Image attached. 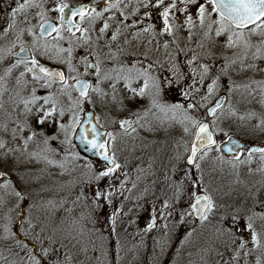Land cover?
<instances>
[{"label":"snow or ice","instance_id":"6c2138e0","mask_svg":"<svg viewBox=\"0 0 264 264\" xmlns=\"http://www.w3.org/2000/svg\"><path fill=\"white\" fill-rule=\"evenodd\" d=\"M153 8L161 9L157 17L160 27L152 22ZM32 9H35L34 16H30ZM51 12L59 14V26L51 22ZM77 17L79 22H76ZM37 18L39 33L37 25L31 23ZM10 36L14 39L9 41ZM25 36L31 37V43ZM253 37L258 39L254 41ZM0 40L7 41V46L0 47V63L9 58L14 60L0 75V109L4 108L3 96L11 92L9 99L14 109H22L20 114L24 117L21 120L19 116L7 114L15 123L10 130L12 139L22 141L24 152H28L30 143L38 142L39 150L29 152V157L63 169L69 159H81L74 143V138L78 137L85 151L104 162L100 169L90 161L83 165L88 174L77 200L82 199L88 205L89 213L73 217L68 230L60 229L62 239L55 231L46 235V226L29 221L32 238L40 245L39 254L28 251L26 258L14 264H42V261L72 264L73 257L64 241H73L72 247L79 246L87 255L89 245L96 250L93 236L97 234L102 241L101 254L106 255L103 245L106 238L97 227L101 214L106 215L108 235L117 233L120 214L130 215L133 210L125 212V203L133 200L132 192L146 178L141 175L145 172L143 168L136 169L134 178L125 170L127 163L122 164L117 156L118 133L109 131L107 123L123 135L138 134L141 129L154 131V121L159 124L178 122L184 125L185 133L189 132V126L196 129L187 157L177 154L169 160L164 180L172 195L165 196L159 208L152 205L146 227L136 232L141 242L142 233L152 232L159 219L165 235L169 221L174 226H185L188 229L185 240L196 231L195 223H214L211 240L200 249L202 264H206L205 256L212 251L221 257L218 264H239L241 253L247 256L252 252L244 232L250 235L254 248L264 249V202L256 197L259 212L255 210V203L252 208L218 203L200 163L214 148L221 153L215 133L216 121L225 114V104H228V116L237 114L227 99L217 97L212 103L222 79L227 77L223 87L229 93L242 88L249 94L259 90L264 97V80L250 77L247 82L238 84L231 75L234 70L237 74L249 69L264 71L257 63L264 60V0H169L167 3L166 0H93L90 5L77 7L64 0H54V6H49L48 0H16V6L7 13ZM17 47L19 50L14 51ZM229 50L231 55H228ZM78 52L82 54L77 57ZM41 60L62 68H51ZM18 69L22 70L10 89L9 79ZM105 84L110 91L101 86ZM40 90L45 94L37 95ZM175 90H179L183 101L170 103L168 93ZM85 104L90 108L86 109ZM97 107L102 110L115 107L130 116L119 120L105 116L102 124V117L95 114ZM260 124L264 125V119ZM0 130L8 132V123L0 124ZM57 140L59 144L53 146ZM6 147L7 142L0 139V149ZM244 147L228 137L226 151L233 154L234 160H239ZM20 150L8 149V152ZM61 153L64 154L62 159ZM7 154H4L5 159ZM256 154L264 161V146L249 148L248 160ZM217 159L223 163L224 155L219 154ZM152 167L149 163V168ZM0 179L7 180V174L0 172ZM151 183L154 187L157 181L153 179ZM10 184L7 180L4 186ZM149 190L145 187L143 193L146 195ZM16 195L23 199L21 193ZM144 198V195L136 197L133 207H139V201ZM106 209L111 211L105 212ZM257 219L261 222V231H257ZM131 223L134 221H130L129 226ZM3 230L5 239L14 236L7 224ZM116 239L119 249V233ZM16 243L22 250L27 248L22 240ZM157 243L163 250V240ZM225 252L230 253L228 259H224ZM257 264H261L259 258Z\"/></svg>","mask_w":264,"mask_h":264},{"label":"rangeland","instance_id":"374dc122","mask_svg":"<svg viewBox=\"0 0 264 264\" xmlns=\"http://www.w3.org/2000/svg\"><path fill=\"white\" fill-rule=\"evenodd\" d=\"M77 1L64 0L65 3H76ZM167 2L169 0H166ZM48 4L54 6V1L48 0ZM15 6L16 0H0V32L7 24V13ZM160 10L157 8L151 9L152 22L157 27L161 26V22L157 18ZM34 15L32 9L30 16ZM49 15L51 18H57L58 13L51 12ZM31 23L37 25L38 29L40 20L38 18L32 19ZM97 27H99V24ZM12 39H14V36L8 38L9 41ZM257 39L258 37H253L254 41ZM25 40L31 43V37L25 36ZM222 42L223 38H221ZM4 46H7V41L0 40V47ZM17 49L18 47L14 51ZM162 52L163 49H161ZM81 54L82 52L76 53L77 57ZM231 54L232 52L229 50L228 55ZM11 63H14L11 58L0 63V75H3L4 68ZM257 63L259 68L264 69V60ZM53 65L62 68L60 65L54 63ZM18 74L19 72L17 73V70H14L12 77L9 79L8 86L10 89L15 86V78ZM231 75L238 84L247 82L250 77L256 80H264V71H253L251 69L239 74L234 70ZM226 82L227 77H224L221 81L222 86L212 98V102L221 94H225L227 101L231 103L237 114L228 116V104H225V114L216 121L218 142L226 139L230 134H236L250 143H264V125L260 124L261 119H264V102H262L264 97H262L261 92L256 90L254 94H249L245 89L239 88L229 93L223 87ZM101 86L110 91L106 84ZM30 88L31 85H29ZM253 88H255V85H253ZM27 94V91L23 92V95L26 96ZM44 94L43 90L37 92V95ZM11 95V92L5 93L3 96L4 108L0 109V124L8 123L9 127L8 132L0 130V139L7 142V147L0 149V172L6 173L7 180L11 181V184L5 187L7 180L0 179V255L8 257L5 264H14V262L20 261L21 258H26L28 251H35L39 254L40 245L32 238L29 221L46 226L48 230L46 235L55 231L57 237L62 239L63 234L59 231L60 229L68 230L73 217H79L81 213L87 215L90 211L88 205L82 199L77 200V194L80 188L84 186L88 174L86 167H83V165L86 161H90L97 169L104 166L99 161L87 160L82 154H80L81 159L78 161L69 159L63 169L49 165L43 160L31 159L28 153L39 150L38 142L30 143L28 152H24L22 141L20 139L14 141L11 136L10 130L15 127V123L9 119L7 114L11 113L13 116H19L21 120L24 119L23 115L20 114L22 109H14L9 99ZM73 95H76V93H73ZM167 98L170 103L183 101L179 90L169 92ZM85 108H90V106L85 104ZM95 111L97 115L102 117L100 121L102 124L105 123V116L110 120H119L122 117L130 116V113L117 111L115 107L103 110L97 107ZM250 112L255 115L249 117ZM218 115H220L219 111ZM240 117L244 118L241 119ZM210 122H212V119ZM153 123L154 131L149 132L141 129L138 134L131 133L130 135L120 134L119 129L114 128L111 123L105 124L109 131H117L118 133L117 156L122 164L127 163L125 170L134 178L137 175L136 169L138 167L143 168L145 172L141 175L146 178L139 182L138 188L132 192L133 200L125 203V212L130 208L133 209L130 215L121 213L119 216L117 223V233L120 237L119 249L117 248V233H113L111 236L108 235L107 218L106 215L101 214L100 223L97 227L103 231L106 238L103 241L106 255L101 254L102 241L98 238V234L93 236L96 241V250L93 251L92 246L89 245L87 255L81 251L79 246L73 248V241L65 240L69 254L73 257L72 264H202L200 249L211 240L214 223L203 225L195 223L196 231L187 240H185V233L188 229L185 226H174L169 221V229L167 235H165L162 221L159 219L157 220V227L152 232L142 233V242L141 236L136 235L138 230H143L146 227L151 216L152 205L155 204L159 208L162 199L165 196L172 195V192L167 190L164 172L170 167L169 160L177 154L182 158H186L195 131L194 128L189 126V132L185 133L183 130L184 125L178 122L159 124L154 121ZM58 144V140L53 142V146ZM16 148L21 150L8 152V149ZM6 152L8 153L7 159L4 155ZM219 154L214 148L209 156L200 162L205 173L206 182L209 183L217 202L247 208H252L255 203V210L259 212L261 209L256 202V197L258 196L259 202H264V166L259 165L256 162L257 159L252 158L249 161L244 152L240 155L239 160L224 158L223 163L217 159ZM63 156L64 154L61 153L60 158L62 159ZM149 163L153 164L152 168H149ZM233 164H235V167H233ZM153 172H155V176L150 175ZM153 179L157 181L154 187L151 183ZM145 187L150 189L146 195L143 193ZM86 191L90 190L86 189ZM17 192L23 195V199L16 195ZM153 192L155 195H153ZM141 195H144L145 198L139 201V207L134 208L135 198ZM74 201L76 203H73ZM68 209L73 211L69 212ZM108 211L111 210H105V212ZM130 221H134L131 226H129ZM6 224L14 234V236L7 239H5L6 234L3 230ZM260 224L261 222L257 219V231H261ZM89 227H91L90 224ZM243 235L249 241L248 247L252 248V252L247 256L241 253L239 264H257L258 258L261 260V264H264V249L254 248L250 242V235L247 232H244ZM21 239H24L23 242L25 240V242L29 241L30 245L26 244V249L22 250L20 245L16 243V240ZM161 240L164 242L163 250H161L160 244L157 243ZM262 243H264V236H262ZM221 250L223 249L221 248ZM229 255V252H225L224 259H228ZM205 260L206 264H218L221 257L215 251H212L206 254ZM42 264H46V261H42Z\"/></svg>","mask_w":264,"mask_h":264},{"label":"water","instance_id":"95a60500","mask_svg":"<svg viewBox=\"0 0 264 264\" xmlns=\"http://www.w3.org/2000/svg\"><path fill=\"white\" fill-rule=\"evenodd\" d=\"M81 5H89V4H81ZM70 6H72V7H77V6H80V5H70ZM69 17H70V13H69ZM51 22L54 23L53 21H51ZM51 68H52V67H51ZM219 98H221V99H227L226 95H221V96H219ZM214 103H215V102H214ZM95 114H96V113H95ZM194 134H195V133H194ZM230 136L233 138V141L238 142V143L244 145V146H245L244 149H245L247 152H248V149L251 148V147H254V146H264V144H259V143H245L244 141H242V140H241L239 137H237L236 135H230ZM193 140H194V137H193L192 142H191V144H190V148H191V146H192ZM74 143L76 144V146H77L76 148L78 149V151H79L81 154H83L84 156H86V157H88V158H90V159H92V160H98V161L103 162L101 158H97V157H95L91 152H87V151H85V150H84V146L81 145V144L79 143V138H78V137L74 138ZM227 147H228V139H227L226 141H224L223 143L220 144L221 152H222L225 156L233 157V154H229V153H227V151H226ZM103 163H104V162H103Z\"/></svg>","mask_w":264,"mask_h":264},{"label":"flooded vegetation","instance_id":"af4514ba","mask_svg":"<svg viewBox=\"0 0 264 264\" xmlns=\"http://www.w3.org/2000/svg\"><path fill=\"white\" fill-rule=\"evenodd\" d=\"M92 0H78L76 3H68L69 5H81V4H92ZM59 15V14H58ZM50 19H51V21H53L57 26H59V20H58V16H57V18H51L50 17ZM76 22H79V18L77 17L76 18ZM37 33H39V27H38V29H37ZM53 35H55V33H53ZM49 39H51V37H49ZM19 50V48L17 49V50H15V51H18ZM39 58V57H38ZM14 61V60H13ZM41 63H44V64H46L47 66H49V67H52V68H59V67H56L55 65H53V63L51 62V61H47V60H41ZM20 70H22V69H18L17 70V73L20 71ZM89 79V78H88ZM119 87H122V85L121 86H119ZM222 95V94H221ZM223 95H225V94H223ZM227 97V96H226ZM216 100V99H215ZM215 100L212 102V103H214L215 102ZM211 106V105H210ZM95 113H96V111H95ZM96 115H97V113H96ZM122 118H124V117H122ZM211 117H209L208 118V122L209 123H211L210 121H211ZM195 131H196V129H195ZM195 131H194V133H195ZM215 137L217 138V134L215 133ZM224 141V140H223ZM222 141V142H223ZM259 160H260V156H259ZM260 163H259V165H261V166H264V162H262V161H259ZM196 224H199V223H196ZM260 255H263V254H260ZM260 255H258L259 257H260Z\"/></svg>","mask_w":264,"mask_h":264},{"label":"trees","instance_id":"16d2710c","mask_svg":"<svg viewBox=\"0 0 264 264\" xmlns=\"http://www.w3.org/2000/svg\"><path fill=\"white\" fill-rule=\"evenodd\" d=\"M193 11H194V9H193ZM33 12L35 13V9H33ZM30 15H31V13H30ZM147 22V21H146ZM182 35H186V33H182ZM246 141V140H245ZM246 142H248V141H246ZM221 154V153H220ZM245 156L248 158V154L245 152ZM224 158H227V157H224ZM227 159H229V158H227ZM253 159H257L256 160V162L259 164L260 162L258 161L259 160V156H254L253 157ZM88 160V159H87ZM22 240V239H21ZM24 240V239H23ZM22 240V241H23ZM26 241V240H25ZM24 241V242H25ZM29 242V241H28ZM28 242H25V244H29ZM30 245V244H29ZM29 249H31V248H29ZM32 250V249H31ZM10 255H11V253H10ZM12 256V255H11ZM10 256V257H11ZM9 257V258H10ZM8 257H4V255H0V264H5V262H6V259H7Z\"/></svg>","mask_w":264,"mask_h":264}]
</instances>
